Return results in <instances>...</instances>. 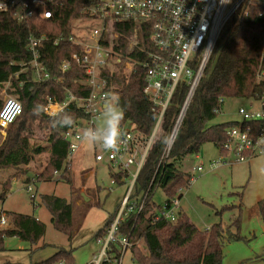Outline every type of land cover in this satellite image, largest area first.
I'll return each mask as SVG.
<instances>
[{"label": "trees", "instance_id": "trees-1", "mask_svg": "<svg viewBox=\"0 0 264 264\" xmlns=\"http://www.w3.org/2000/svg\"><path fill=\"white\" fill-rule=\"evenodd\" d=\"M54 1L56 4L51 7L50 19L40 18L36 14L26 21L18 22L9 12H0V109L3 105V90L21 105V114L5 129L3 135L0 133V172L8 169L14 171L1 184L0 201L6 197L13 179L25 177V184L33 182L26 177L28 170L24 168L42 153H47V159L43 169L35 173L33 179L46 182L52 181L57 175L70 186L74 202L79 199L73 186L70 163L66 164L68 143L62 138V134L79 124L86 115L73 101L55 116L47 115L43 106L47 98L61 103L66 100L68 93L77 99L88 95L89 88L83 84L86 75L70 59L72 54L80 52L79 46L67 42L53 45L52 41L54 38L68 37L73 21L86 19L87 15L81 13V9L89 6L93 0ZM259 12V7L252 0H247L223 27L179 127L177 139L165 163L158 165L187 94V87L180 84L173 94L171 104L156 129L134 181L128 201L136 205L146 190L149 191L148 198L145 199L142 211L138 215L134 212L129 214L119 228L118 234L126 236L132 244L130 253L135 264H222L224 242L242 240L236 222V234L224 231L220 224L201 231L181 210L174 222L162 218L153 221L154 216L161 211V206L151 202L150 193L157 184L165 195V203L179 199L180 190L190 182L189 176L179 170L180 162L186 156L195 155L205 143L212 144L221 156L225 154L222 147L227 140L226 132L237 126L238 122L209 126L218 115L215 110L221 107L220 99L257 100L264 93V77L260 78L261 73H264V16L259 15ZM134 27L135 23L131 22L111 23V38H102V44L124 55L126 60H133L137 57L136 54L134 51L126 53V47ZM30 34L46 37L41 47V61L50 76L48 81H34L28 69L21 72L17 79L11 77L20 70L19 64L26 65L31 60L26 50V39ZM112 34H117V38L113 39ZM139 58L143 61L145 56ZM64 60L69 65L62 73L59 67ZM126 60L112 66V69H103L100 75L106 79V91L114 96L115 106L120 110L122 118L119 117L118 122L131 126L141 142H144L154 129L157 111L141 93L144 70L136 67L134 71L126 72ZM6 81L9 84L5 89ZM38 133L45 134L43 143L36 141ZM123 176L125 180V175L114 173L111 174V179L114 184H124ZM80 188L82 184L77 189ZM41 204L50 215L52 228L70 239L75 232L72 222L73 204L47 195L41 196ZM84 205L85 213L91 205L89 201ZM96 206L99 205L96 203ZM119 206L107 217L95 235V240L105 234ZM256 208L264 224V198L257 202ZM2 215L7 218L8 228H0V252L3 251V243L7 238L36 245L43 237L45 227L35 217L14 212L0 213V217ZM60 260L65 264L74 263L70 252L59 249L47 260L36 264H55Z\"/></svg>", "mask_w": 264, "mask_h": 264}, {"label": "built area", "instance_id": "built-area-1", "mask_svg": "<svg viewBox=\"0 0 264 264\" xmlns=\"http://www.w3.org/2000/svg\"><path fill=\"white\" fill-rule=\"evenodd\" d=\"M252 1L259 7V15L264 16V0ZM54 2V0H0V12H9L18 22L26 21L36 14L40 18L50 19L51 7L56 4ZM246 2L247 0H93L89 6L81 9V13L87 15V18L75 21L101 20V28H87L81 33L79 25L74 30L75 21H73L68 37H58L52 41L53 45L67 42L79 46L80 52L72 54L70 59L84 71L86 78L83 84L89 88L87 97L83 99H77L68 93L65 101L57 103L47 98L43 106L47 115L55 116L73 101L86 115L79 124L62 134V138L68 143L66 164L71 162L85 138L91 141L93 147L94 140L98 138L99 152L94 156L95 162L105 160L109 168L125 175L131 182L105 234L96 240L99 245L98 253L87 264H123L125 253L130 251L132 244L126 236L118 234L119 228L129 214L134 212L138 215L142 211L145 199L148 198L149 191L146 190L136 205L128 201L156 129L171 104L174 92L180 84H184L187 87V94L161 153L158 162V165H161L165 163L177 139L179 127L223 27ZM113 22L135 23L126 47V53L134 51L136 54L137 57L133 60H126L124 55L102 44V38H108V36L111 38L110 25ZM112 37L116 39L117 34H112ZM45 41L44 35L27 36L26 50L31 60L26 65L19 64L20 70L11 77L17 79L21 72L28 69L34 81L50 80L41 61V47ZM142 55L145 56L143 61L139 58ZM123 60H126L124 61L126 72H132L136 67L144 70L141 93L157 111L154 129L144 142H141L139 136L128 124L117 121L110 128L102 131H98L95 125L102 105L107 103L110 97L106 91V79L100 75V72L103 69H112V66ZM68 65V61L64 60L59 67L60 71L63 73ZM263 77L264 73H261L260 78ZM8 84L9 81L4 83L5 89ZM254 101L258 102L259 110L246 111L243 108L237 110L240 120L237 126L226 132L227 140L222 147L225 154L221 156V163H231L226 161L227 155L233 156V163L239 164L248 162L257 154L264 153V126L260 125L264 124V93ZM223 102L224 100L220 99L219 105L221 106ZM219 110L215 112L219 113ZM20 114V102L12 96H6L0 109V131H5ZM109 136H112L114 141L113 146L110 147L105 143ZM216 165L217 163L211 167ZM132 166H135V171L130 174L129 169ZM201 170L197 167L193 169V172ZM192 180L190 178V182ZM111 181L114 184L113 179ZM157 188L158 185L155 184L150 194L153 195ZM26 192L30 199L34 200L35 196L30 186L26 187ZM177 200L175 198L170 203H164L153 221L162 218L165 221L174 222L180 211ZM7 225V218L2 215L0 228H6ZM55 264L65 263L60 260Z\"/></svg>", "mask_w": 264, "mask_h": 264}, {"label": "rangeland", "instance_id": "rangeland-1", "mask_svg": "<svg viewBox=\"0 0 264 264\" xmlns=\"http://www.w3.org/2000/svg\"><path fill=\"white\" fill-rule=\"evenodd\" d=\"M78 25L83 33L87 28H101L102 22L97 19L75 21L74 30ZM1 95L4 102L8 95L3 91ZM110 97L107 102L108 108L101 110L95 121L98 131L110 128L120 117L116 115L120 114V110L115 106L114 96ZM239 108L246 111L259 110V104L254 100H224L218 115L209 126L230 121L239 122L240 117L237 114ZM0 133L3 135L4 131ZM44 139V133L37 134L38 143H43ZM92 145L91 141L85 138L71 159L73 186L79 198L76 202L70 195V186L57 175L52 181L37 182L33 179L34 174L40 171L47 159V154L44 153L34 157L28 167L24 168L28 170L26 177L33 182L25 184L20 178L10 182L6 197L0 201V213L31 215L44 225L45 231L36 245L27 244L16 238L5 239L4 249L0 252V264H36L47 260L59 249L72 254L73 264H86L98 253L99 245L96 243L95 235L107 217L115 212L131 182L130 179H126L124 184H112L111 174L116 171L109 168L105 160L95 162L94 156L99 152L98 138L94 140V147ZM233 160V156L227 155L226 161L231 163H221V155L210 143L202 145L195 155L186 156L181 160L179 170L193 180L186 188L180 190L178 205L189 221L201 231L220 224L224 231L236 234L234 223H238V234L242 240L224 242L222 264H263L264 224L256 204L264 198V154H257L245 163L237 164L233 163ZM216 163V166L211 167ZM197 167L202 170L193 172ZM134 171L135 166L130 167V174ZM12 173L13 169L0 172V191L2 182ZM81 184L84 189L78 190ZM27 186L31 187L34 200H31L26 192ZM45 195L62 198L73 204L72 222L75 232L70 239L52 228L50 215L41 204V196ZM87 201L91 207L84 213L83 207H86L84 204ZM165 201L162 189L157 188L151 202L163 206ZM96 203L99 206H96ZM123 264H135L130 251L125 253Z\"/></svg>", "mask_w": 264, "mask_h": 264}, {"label": "crops", "instance_id": "crops-1", "mask_svg": "<svg viewBox=\"0 0 264 264\" xmlns=\"http://www.w3.org/2000/svg\"><path fill=\"white\" fill-rule=\"evenodd\" d=\"M107 108H108V103H104V104L102 105V110H103V109H107ZM44 154H47V153H44ZM263 154H264V153H263ZM38 156H39V155H38ZM38 156H37V157H38ZM252 159H253V157L250 158V160H252ZM250 160H249V161H250ZM249 161H248V162H249ZM70 163H71V162H70ZM96 163H97V162H96ZM42 169H43V167L40 168V171H41ZM40 171H39V172H40ZM85 175H86V178H87V174H85ZM20 179L24 181V180H25V177H22V178H20ZM29 183H30V182H29ZM82 188H83V187H82ZM83 189H84V188H83ZM180 195H181V194H180ZM7 226H8V225H7ZM93 257H94V256H92V258H93ZM92 258H91V259H92ZM91 259H90V260H91ZM88 262H89V261H88ZM88 262H87V263H88ZM87 263H86V264H87Z\"/></svg>", "mask_w": 264, "mask_h": 264}, {"label": "clouds", "instance_id": "clouds-1", "mask_svg": "<svg viewBox=\"0 0 264 264\" xmlns=\"http://www.w3.org/2000/svg\"><path fill=\"white\" fill-rule=\"evenodd\" d=\"M116 115L119 116L120 114H116ZM120 118H122V116ZM105 143H106V146H108V147L113 146L114 141H113L112 136L107 137Z\"/></svg>", "mask_w": 264, "mask_h": 264}, {"label": "water", "instance_id": "water-1", "mask_svg": "<svg viewBox=\"0 0 264 264\" xmlns=\"http://www.w3.org/2000/svg\"><path fill=\"white\" fill-rule=\"evenodd\" d=\"M179 132L177 133V136H178Z\"/></svg>", "mask_w": 264, "mask_h": 264}]
</instances>
